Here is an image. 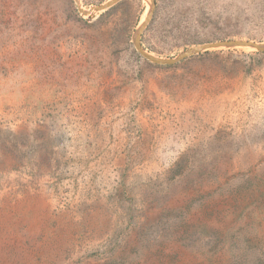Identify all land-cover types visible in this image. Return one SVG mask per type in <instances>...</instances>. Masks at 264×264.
Listing matches in <instances>:
<instances>
[{
    "label": "rangeland",
    "instance_id": "rangeland-1",
    "mask_svg": "<svg viewBox=\"0 0 264 264\" xmlns=\"http://www.w3.org/2000/svg\"><path fill=\"white\" fill-rule=\"evenodd\" d=\"M109 1L0 0V264H264V52L135 44L264 43V0Z\"/></svg>",
    "mask_w": 264,
    "mask_h": 264
},
{
    "label": "water",
    "instance_id": "water-1",
    "mask_svg": "<svg viewBox=\"0 0 264 264\" xmlns=\"http://www.w3.org/2000/svg\"><path fill=\"white\" fill-rule=\"evenodd\" d=\"M118 1L119 0H113L107 4L94 7L91 10V12L104 11ZM141 33H142V30H141ZM141 33H140V36H139L137 42L135 43L138 51L147 60H149L153 63H156V64H161V65H173V64L178 63L182 60H185L187 58H190L192 56H195V55H198V54H201L204 52H208L210 50L244 48V49L256 50V51L262 52V53L264 52V43H256V42H252V41H243V40H227V41H221V42L210 43V44L198 46V47L192 48L190 50H187L186 52L182 53L179 57H177L175 59L164 60V59H160V58L150 56L143 51L142 46H141V41H140Z\"/></svg>",
    "mask_w": 264,
    "mask_h": 264
},
{
    "label": "bare ground",
    "instance_id": "bare-ground-1",
    "mask_svg": "<svg viewBox=\"0 0 264 264\" xmlns=\"http://www.w3.org/2000/svg\"><path fill=\"white\" fill-rule=\"evenodd\" d=\"M111 1H113V0H110L109 2H111ZM108 2V3H109ZM149 3H150V5L152 4L153 5V0H149ZM152 8H149V10H148V13H147V15H146V19H145V21H143V23H142V28L143 27H145V25H146V23L148 22V20H149V18H150V16H151V10ZM90 10H86V9H82V12L84 13V14H86V13H88ZM86 12V13H85ZM141 30L142 29H140L137 33H136V35H135V43L137 42V40H138V38H139V36H140V33H141Z\"/></svg>",
    "mask_w": 264,
    "mask_h": 264
}]
</instances>
